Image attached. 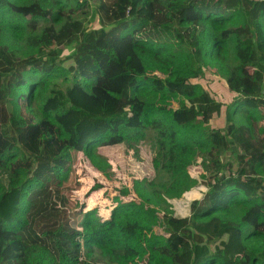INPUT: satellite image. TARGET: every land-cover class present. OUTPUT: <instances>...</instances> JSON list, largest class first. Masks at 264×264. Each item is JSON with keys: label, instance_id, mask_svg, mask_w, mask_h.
<instances>
[{"label": "trees", "instance_id": "16d2710c", "mask_svg": "<svg viewBox=\"0 0 264 264\" xmlns=\"http://www.w3.org/2000/svg\"><path fill=\"white\" fill-rule=\"evenodd\" d=\"M93 1L101 28L89 31L77 16ZM229 50L227 83L242 82L234 120L210 129L224 105L201 85L203 67ZM149 130L167 194L190 190L182 174L200 157L203 196L161 218L129 191L87 209L104 186L93 179L80 201V159L96 166L99 147L132 148ZM230 232L232 263L198 253ZM118 238L146 264H264V0H0V264H96L90 252Z\"/></svg>", "mask_w": 264, "mask_h": 264}, {"label": "rangeland", "instance_id": "374dc122", "mask_svg": "<svg viewBox=\"0 0 264 264\" xmlns=\"http://www.w3.org/2000/svg\"><path fill=\"white\" fill-rule=\"evenodd\" d=\"M90 9L86 12L80 13L77 18L85 20V27L89 31L98 30L101 28L99 16L96 10V2L90 3ZM46 25L40 23V30ZM39 30V31H40ZM77 39H73L71 43L63 48V59L72 55L75 51ZM21 45V43L16 44ZM21 53V51H19ZM68 61L65 66L71 64ZM196 64V62H193ZM237 60L235 54L229 50L227 59L221 63L211 62L205 68V78L200 81L201 85L208 89L214 95L217 102L223 104L222 112L215 116L210 122L208 128H223L228 122L233 121L226 109L232 104L236 93L233 89L241 87L240 79L233 83H227L228 71L235 66ZM178 66V63H175ZM154 70V69H153ZM166 70V69H165ZM167 71V70H166ZM159 71H154L153 75H160ZM57 82L62 88L67 87L70 82L64 79H58ZM234 87V88H233ZM232 89V90H230ZM160 109L172 113V107H167L164 103L156 104ZM175 107L176 103L173 104ZM159 133L155 130H149L146 138L140 142L132 143V148L127 144H120L116 146H105L97 149V165L93 166L86 158L80 159L83 163L81 175H88V179L83 182V187L79 192H76L80 201H84L87 191L91 188L94 182L100 181L103 188L95 192L92 200H89L87 209H94L97 204L106 205L107 207H114V198L119 197L121 192H130L132 201L142 203L144 201L150 202L161 218L163 214L177 210L184 212V206L191 202L200 199L206 192L207 181L203 178L204 172L201 166V158L197 157L192 164L188 166L182 175H186V180L189 181L190 190L182 194L180 197H171L167 194L166 187L170 181L173 182L172 175L163 170L162 165L164 161L163 152L157 145ZM95 181H92V180ZM128 203V195L121 197ZM105 208L102 212H105ZM183 211V212H182ZM135 227H131L130 231L133 234ZM159 226L156 231H159ZM93 231V230H92ZM94 234H99L98 230H94ZM101 235V234H100ZM239 234L230 232L228 238L223 241H214L208 237L207 242L202 241L200 255L203 253L214 254L218 257H224L226 261L232 263L233 257L240 251ZM139 244L145 246V239L142 238ZM137 251L128 247L121 242L120 238L115 243L108 245L106 249L95 248L90 252V260L96 264H119L120 261H127L130 258L129 264H146L150 257L148 254L145 259L137 256ZM112 254V255H110Z\"/></svg>", "mask_w": 264, "mask_h": 264}]
</instances>
